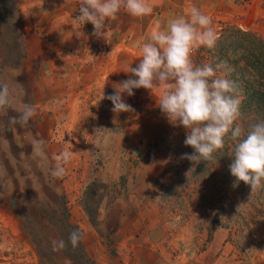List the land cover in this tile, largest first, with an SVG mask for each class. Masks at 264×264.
I'll return each mask as SVG.
<instances>
[{
    "label": "rangeland",
    "instance_id": "1",
    "mask_svg": "<svg viewBox=\"0 0 264 264\" xmlns=\"http://www.w3.org/2000/svg\"><path fill=\"white\" fill-rule=\"evenodd\" d=\"M67 2L22 0L25 55L19 64L15 49L7 50L16 40H0V52H11L0 57L11 63L0 67V264H41V257L67 264L69 221L83 230L98 264H122L138 240L169 264H194L206 251L217 264H264V187L251 191L231 175L229 137L214 160L190 161L182 158L194 151L184 144L186 129L161 112L160 95L150 99L134 90L123 96L133 111L114 113L100 96H51L48 77L35 84L30 72L40 60L31 54L26 65L25 57L31 42L38 49L36 18H50ZM212 24L215 48L196 49L192 60L230 69L242 93L239 122L247 129L264 113L249 99L257 82L241 45L246 40L228 28L264 38V26L257 18L221 14ZM35 93L47 99L35 104Z\"/></svg>",
    "mask_w": 264,
    "mask_h": 264
},
{
    "label": "clouds",
    "instance_id": "2",
    "mask_svg": "<svg viewBox=\"0 0 264 264\" xmlns=\"http://www.w3.org/2000/svg\"><path fill=\"white\" fill-rule=\"evenodd\" d=\"M124 10L142 18L153 12L149 0H80L79 15L83 25L91 23L93 35L105 38L106 22ZM219 37L211 17L191 6L186 15L172 18L163 30L151 32L140 45V60L129 67L128 79L113 84V93L103 95L113 104L114 113L133 111L123 96L134 95L133 89L153 90L160 87L158 106L168 120L186 129L184 144L193 153L182 158L199 162L215 159L214 153L233 142L230 173L236 182L243 181L252 190L264 187V120L245 129L241 117V89L229 78L230 69L221 62L195 65L193 52L215 48ZM3 100L0 99V103Z\"/></svg>",
    "mask_w": 264,
    "mask_h": 264
},
{
    "label": "crops",
    "instance_id": "3",
    "mask_svg": "<svg viewBox=\"0 0 264 264\" xmlns=\"http://www.w3.org/2000/svg\"><path fill=\"white\" fill-rule=\"evenodd\" d=\"M149 3L153 6L149 16L132 17L121 10L116 19H109L105 38L93 35L94 28L90 22L83 25L77 21L75 13L80 0L62 3L58 11H52L54 14L51 13L50 18L38 20L35 17L37 26L33 32V42L38 43V49L33 48L31 42L28 57H25L26 65L31 54L40 60V65L30 72L35 84L44 83V78L48 77L51 96L63 95L65 91L68 93L66 96L73 100L106 97L113 93V84L131 75L126 71L139 63L140 45L151 32L158 28L165 29L172 18L186 15L191 6L211 17L213 23L214 18L221 14L237 21L255 22L257 18L264 26V0H149ZM134 90L150 99L159 97L162 91L160 87ZM31 98L35 104L47 99L37 93ZM106 103L113 108L110 100ZM112 127L121 128L119 124ZM131 250L129 255L121 256L122 264H169L158 249L147 247L139 240L132 244ZM211 255L207 251L201 253L193 263L217 264Z\"/></svg>",
    "mask_w": 264,
    "mask_h": 264
},
{
    "label": "trees",
    "instance_id": "4",
    "mask_svg": "<svg viewBox=\"0 0 264 264\" xmlns=\"http://www.w3.org/2000/svg\"><path fill=\"white\" fill-rule=\"evenodd\" d=\"M21 4L22 0H0V40L4 44H7V38L9 35L12 39L16 40V46L14 42L7 47V50L15 49L16 62L14 64H19L21 59L24 57L25 53L22 52L24 49L23 44V29H22V14H21ZM229 30L241 34L246 43H242L243 49L248 52L245 54L250 62L248 64L249 71L252 70L255 76L257 86L252 89L249 94V99L251 103L258 107H261L264 113V38L259 36L257 33L238 27H230ZM22 38V39H21ZM6 40V42H5ZM4 50V49H1ZM6 50V51H7ZM0 52V57H5L10 55L11 52ZM9 53V54H8ZM10 62V61H9ZM11 63H4L0 61V67L10 65ZM93 214V211L88 210ZM92 223L95 224L93 218ZM72 230L70 249L71 252H65L67 264H98V262L90 256L83 242V230L78 224L71 221L68 223ZM54 257H41V264H66L59 263ZM1 262V261H0Z\"/></svg>",
    "mask_w": 264,
    "mask_h": 264
}]
</instances>
